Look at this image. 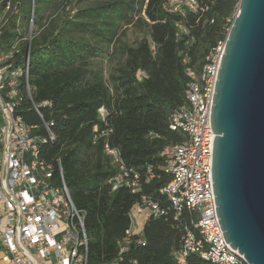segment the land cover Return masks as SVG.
I'll return each instance as SVG.
<instances>
[{"label": "trees", "instance_id": "1", "mask_svg": "<svg viewBox=\"0 0 264 264\" xmlns=\"http://www.w3.org/2000/svg\"><path fill=\"white\" fill-rule=\"evenodd\" d=\"M9 1L1 45L18 43L17 63L29 54L30 95L18 114L31 125L53 122L55 139L40 156L53 165L54 181L61 168L74 206L84 213L87 264H176L197 216L176 211L160 193L170 181L163 150L185 138L169 128L170 116L188 105V73L198 76L225 41L238 0H196L195 11L184 4L174 10L170 0ZM129 28L136 31L133 40ZM139 71L145 77L137 78ZM106 145L131 178L137 174L136 191L111 189L120 170ZM143 198L163 213L148 214L120 254L117 241ZM185 264L212 263L190 254Z\"/></svg>", "mask_w": 264, "mask_h": 264}, {"label": "built area", "instance_id": "2", "mask_svg": "<svg viewBox=\"0 0 264 264\" xmlns=\"http://www.w3.org/2000/svg\"><path fill=\"white\" fill-rule=\"evenodd\" d=\"M180 2L193 11L198 8L196 0ZM169 5L174 10L180 6L171 0ZM10 10V1L5 0L0 10V264H87L84 213L74 206L61 168L60 179L54 181L53 165L40 156L41 147L55 139L53 122L31 125L18 114L26 95H30L29 54L27 51L23 62L17 63L18 43L1 45ZM224 42L208 54L198 76L188 73V105L170 116L169 128L182 132L185 138L163 150V169L170 181L160 193L176 211L185 208L197 216L193 230H186L182 238L176 264H185L190 254L212 264H248L224 239L210 173L215 138L211 110ZM142 76L145 73L139 71L137 78ZM33 107L42 118L38 107ZM99 111L104 113L102 108ZM105 151L120 170V175L109 181L111 189L123 185L136 191L137 174L131 178L115 149L106 145ZM162 213L156 202L143 198V204L129 213V226L117 241L119 253L127 250L148 214Z\"/></svg>", "mask_w": 264, "mask_h": 264}, {"label": "water", "instance_id": "3", "mask_svg": "<svg viewBox=\"0 0 264 264\" xmlns=\"http://www.w3.org/2000/svg\"><path fill=\"white\" fill-rule=\"evenodd\" d=\"M210 173L223 236L264 264V0H238L214 87Z\"/></svg>", "mask_w": 264, "mask_h": 264}, {"label": "rangeland", "instance_id": "4", "mask_svg": "<svg viewBox=\"0 0 264 264\" xmlns=\"http://www.w3.org/2000/svg\"><path fill=\"white\" fill-rule=\"evenodd\" d=\"M180 1L181 0H171V2H172L173 5H180V4H178V3H181ZM236 13H237V9L235 11V15H236ZM136 35H137L136 34V31H134L133 29L129 28L127 30V38L129 40H133L136 37Z\"/></svg>", "mask_w": 264, "mask_h": 264}, {"label": "crops", "instance_id": "5", "mask_svg": "<svg viewBox=\"0 0 264 264\" xmlns=\"http://www.w3.org/2000/svg\"><path fill=\"white\" fill-rule=\"evenodd\" d=\"M145 219V218H144Z\"/></svg>", "mask_w": 264, "mask_h": 264}]
</instances>
